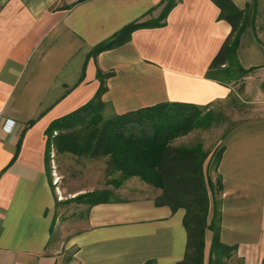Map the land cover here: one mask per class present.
Instances as JSON below:
<instances>
[{
	"label": "crops",
	"instance_id": "crops-1",
	"mask_svg": "<svg viewBox=\"0 0 264 264\" xmlns=\"http://www.w3.org/2000/svg\"><path fill=\"white\" fill-rule=\"evenodd\" d=\"M231 1L245 10L238 63L254 69L249 78L264 77V0ZM162 7V0H0V264L183 259L184 211L158 206L160 191L145 184L83 205L75 223L59 222L46 160L47 128L94 97L98 73L111 115L161 103L205 108L230 97L233 87L206 76L231 31L210 0H178L164 26L135 30L123 45L91 55L132 23L156 19ZM220 149L210 178L221 180L214 198L220 241L236 247L228 264H264V115L234 124ZM211 239L206 231L205 263Z\"/></svg>",
	"mask_w": 264,
	"mask_h": 264
},
{
	"label": "trees",
	"instance_id": "trees-1",
	"mask_svg": "<svg viewBox=\"0 0 264 264\" xmlns=\"http://www.w3.org/2000/svg\"><path fill=\"white\" fill-rule=\"evenodd\" d=\"M219 10L218 20L226 22L231 31L211 61L206 76L221 85L243 79L254 69H243L236 51L245 30V10L231 0H210ZM178 0H162L160 15L146 23H132L108 41L95 47L91 55L111 50L128 42L138 29L164 26L165 18ZM101 86L94 97L75 111L54 120L46 130L47 162L50 142L56 153L90 159H106V174H118L116 182L130 177L160 191L158 206H167L172 212L184 211L183 227L186 247L178 264H228L236 251L220 241V213L215 196L221 191V180L212 182L209 170H215L221 157L220 149L209 162L210 153L201 144L174 146L175 139L185 136L197 125L209 126L210 113L202 115L201 107L183 103H161L123 115H111L108 104L102 101L105 91L104 75L98 73ZM33 122L29 123L31 126ZM59 131L56 137L53 131ZM112 180V184H116ZM111 194L95 190L75 198L80 204L92 207L111 202ZM212 239L208 262L205 263V233Z\"/></svg>",
	"mask_w": 264,
	"mask_h": 264
},
{
	"label": "rangeland",
	"instance_id": "rangeland-1",
	"mask_svg": "<svg viewBox=\"0 0 264 264\" xmlns=\"http://www.w3.org/2000/svg\"><path fill=\"white\" fill-rule=\"evenodd\" d=\"M250 76V74H249ZM249 76L230 82L234 88L230 97L210 107L201 109L202 115L210 113L206 119L209 126H196L185 136L174 140V146H192L201 144L204 151L210 153L209 162L216 157L220 150V143L224 135L237 122L264 115V77L249 78ZM259 76V75H256ZM108 113V111L106 112ZM53 131L51 139L58 135ZM49 165L55 201L57 202L56 215L59 222L77 221L85 213V204L75 201V198L91 191L106 190L111 198L127 196L123 188L145 184L138 177H130L121 182H116L118 174L107 175L106 159H90L73 155L56 153L53 142H50ZM51 156V159H50ZM48 165V164H47ZM208 169V173L210 174ZM53 175V176H52ZM115 180L116 184H112ZM149 186V185H148ZM151 187V186H150ZM153 188V187H152ZM158 190V189H157ZM122 191V192H121Z\"/></svg>",
	"mask_w": 264,
	"mask_h": 264
},
{
	"label": "built area",
	"instance_id": "built-area-1",
	"mask_svg": "<svg viewBox=\"0 0 264 264\" xmlns=\"http://www.w3.org/2000/svg\"><path fill=\"white\" fill-rule=\"evenodd\" d=\"M8 122H11V124H13L12 121H7V122L5 123V125L3 126V128L6 130V132L9 131V128H7V125H6ZM54 184H56V181L54 182Z\"/></svg>",
	"mask_w": 264,
	"mask_h": 264
}]
</instances>
